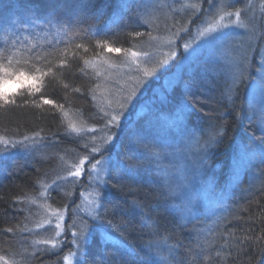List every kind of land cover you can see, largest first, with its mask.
Segmentation results:
<instances>
[{"label": "trees", "instance_id": "1", "mask_svg": "<svg viewBox=\"0 0 264 264\" xmlns=\"http://www.w3.org/2000/svg\"><path fill=\"white\" fill-rule=\"evenodd\" d=\"M221 2L201 0L202 8H207L202 14L237 11L242 5ZM146 5L144 0H0V49L16 42L17 55L23 57L32 45L49 52L68 46L66 55L52 57L53 71L44 77L42 93L53 104L44 105L38 94L39 108L0 105V136L19 140L40 132L33 144L48 145L39 149L32 144L33 150L23 151L21 145L5 148L0 143V257L7 259L15 253L16 264H64L68 253L76 251L66 228L72 217L80 228L82 219L89 217L78 209L76 200L67 202L60 189L48 194L52 205L68 204V218L59 248L43 251L34 249L33 239L38 235L34 226L39 220L30 201L70 151L87 155L86 138L71 132L68 121L100 124L93 94L100 80L94 63L141 50L157 33L155 24L144 23ZM53 17L70 27L61 28L55 20L49 24ZM257 28V43L246 59L241 83L234 85L233 74L210 65L203 49L182 66L178 80L163 94L164 102H153L125 123L115 142L101 151L100 157L108 161L105 179L109 187L103 207L96 210L105 220L89 221L91 234L77 264H165L162 258L167 264H264V156L259 157L264 150V119L248 101L250 89L259 81L264 17L259 18ZM242 35L239 30L225 34L224 39L243 41ZM105 43L121 52L105 51ZM61 60L67 63L61 66ZM10 71L40 75L23 60L13 63ZM49 81L51 86H47ZM31 82L9 87L22 100L28 98ZM156 115L166 126L153 125ZM221 125L225 134L206 147L209 136ZM176 149L185 150L188 157L178 159L173 155ZM121 169L130 174L121 179ZM189 181L200 185L186 187ZM134 202L143 211L134 208Z\"/></svg>", "mask_w": 264, "mask_h": 264}, {"label": "rangeland", "instance_id": "2", "mask_svg": "<svg viewBox=\"0 0 264 264\" xmlns=\"http://www.w3.org/2000/svg\"><path fill=\"white\" fill-rule=\"evenodd\" d=\"M145 1L148 9L144 23L155 24L158 35L155 33L150 40L147 39L141 50H130L122 57L100 59L94 63L96 67L93 71L100 80L99 88L93 93L102 118V121L97 122V124L100 123L99 125H85L84 122L75 118L68 121L69 125L80 129L79 132L73 133L86 138L84 142L87 143V155L90 154L92 147L100 148V151L94 154L92 162L103 161L97 171L104 178L107 172V162L103 157H100V153L105 147H109L115 142L105 145L107 136L111 134L105 124L111 115L119 111L125 98L134 90L136 91L134 103L127 109L124 117V124L140 116L153 102L159 99L164 102L163 94L170 91L172 85L178 80L182 66H185L203 49H205L203 52L208 63L219 67L220 71H226L232 75L238 63L245 69L246 59L257 43L259 18L264 17V0H226V2L241 3V8L237 11L233 9L217 10L211 14L205 12L202 14L207 8H202L201 0H144V3ZM221 1L223 4V0ZM238 11L239 16L236 15ZM209 28H215L217 31L208 37H202L200 33ZM239 30L243 34L242 38H245L243 41L235 37L224 39L225 34L227 36L229 33H236ZM212 35L220 37L223 41L222 45L220 41L212 39ZM258 56V68L261 56L259 81L257 87L250 89L248 101L250 106L257 111L258 116L264 119V42L258 51ZM146 72L151 75L145 76ZM116 131L114 128L111 130V132ZM23 138L19 140H23ZM34 139L35 141L39 140L38 137H34ZM27 143H29L28 146L21 145L23 151L28 148L32 149L34 146H38L39 149L48 147L47 144H33V146L30 145L33 142ZM37 152L39 151L35 153ZM36 155L45 156L41 153ZM173 155L181 159L188 157V152L176 149ZM84 156L85 154L77 155L76 150L70 151L56 165L54 172L49 175L50 177L41 182L38 196L30 201L33 204L32 210L38 215L39 220L38 224L34 226L35 228L33 227L38 232L33 241L51 239L56 235L55 224L58 213H62L64 216L65 231L68 204L56 207L50 203L48 194L53 188L60 189V192L67 196V202L73 203L72 201L75 199V203L79 206L78 209L86 216H89V213L97 208L93 203L96 200L95 191L91 188L94 183L89 178L90 175L95 176L96 173H85L80 178L69 175V172L75 171L74 165L78 164ZM188 160L193 163V159ZM85 167L90 168V164ZM187 170H191V167H187ZM240 172L241 168L238 166L237 173ZM180 173L181 171L177 172V175ZM188 185L190 187L199 186L200 183L189 181L186 187ZM72 211L74 212L73 209ZM74 218L72 217V221L69 223L73 227L66 228L71 234L74 229L80 230V225L75 224L77 222ZM64 231L62 235H64ZM62 235L58 237L61 241ZM36 244L34 248L36 251H41L42 248L44 250L46 247L51 248V244ZM78 258V256L69 257L67 255L66 264H77ZM0 264H3V261H0Z\"/></svg>", "mask_w": 264, "mask_h": 264}, {"label": "snow or ice", "instance_id": "3", "mask_svg": "<svg viewBox=\"0 0 264 264\" xmlns=\"http://www.w3.org/2000/svg\"><path fill=\"white\" fill-rule=\"evenodd\" d=\"M237 16L240 15L239 11L236 13ZM55 20V23L61 27L67 29L70 27V25L67 24L66 21H61L59 18L53 17V19H49L48 23L52 24ZM35 24V21L33 22ZM228 26H235V25H228ZM225 26V27H228ZM24 29H21L20 31H23ZM217 31L215 28H209L206 29L204 32H201L200 35L202 37H208L210 34H213ZM139 35V33H137ZM212 39L220 41V44L222 45L223 41L220 39V37L212 35ZM77 48L81 47L80 45H76ZM103 48L107 52H115L120 53L121 48L116 47L113 48L109 46L107 43L103 45ZM15 49V51H13ZM20 49L17 48L16 42H13L12 44H7L6 46L0 49V105L2 106H9V105H15V106H21L22 105H29L39 108L40 104L37 102V95L39 94V99L42 101L44 105L53 104V101L50 99L44 98V95L42 93V89L45 88V80L44 77L53 71V63H52V57H61L67 54L68 52V46H66L64 49H53L51 52L49 51H40L36 50V46L32 45L30 46L24 53L23 57H18ZM135 55V53H133ZM175 55V54H173ZM21 60H23L24 64H28L35 67V71L39 72L40 75H36L33 72H24V71H10V69L13 66V63L20 64ZM6 62V63H5ZM65 63H67L66 60H61L60 64L63 66ZM47 69V72L44 71V69ZM151 73H145V76H150ZM245 76V69L241 64H237L235 71L233 72V84L241 83ZM31 80L32 82L28 84V98H23L22 100L17 99V93L11 91L9 85L11 83H22L24 81ZM47 86H51V81L48 82ZM77 92L80 91V89H76ZM231 92V89L228 90V93ZM21 96L23 94H20ZM136 96V91L134 90L130 95H128L125 98V101L121 104L119 111H117L115 114L111 115V117L106 121L105 127L109 130L111 133L107 136V139L105 140V145H110L115 141L116 138L119 136V130L123 128L124 126V117L126 116L127 109L133 105L134 103V97ZM229 100H231V96L229 95ZM54 107H59L63 109V105H54ZM187 107V106H186ZM190 111V109H189ZM107 115V113H105ZM183 115V113H182ZM71 132H79L80 129H77L74 125L69 126ZM116 129V132H111L112 129ZM225 134V128L223 125L219 126L218 132H213L209 139L205 142L206 147H210L212 144H215L218 142V137H222ZM40 132H36L33 134V137L24 136L23 140H11V139H5L4 137L0 136V143H2L5 148L7 146L12 145H24L26 146V142H35L34 137H39ZM264 142V141H262ZM99 147H92L90 150V154L85 155L82 159H80L79 163L74 165L75 171L69 172L70 176H74L76 178H80L85 173H93L95 172V176L90 175V180L96 185L95 187V197L96 200L93 202L96 204V207H103V200L106 196L105 189L109 187V181L108 179H105L104 177H101L97 169L100 167V165L103 163L101 160H95L94 162V154L99 152ZM90 164V168H86L85 165ZM130 171L127 169H121L120 170V178L122 179L123 176L129 175ZM60 179V177H58ZM117 184H112L111 187L115 188L117 187ZM134 208L140 209L143 211L142 206L139 203L134 202ZM58 219L57 223L55 224V230L56 235L52 237L51 239H43L39 241H35V243L38 244H51L52 250H56L59 248L61 241L58 239L60 235H62L64 231V216L62 213L57 214ZM105 220V216L102 215L99 211L96 209H93L89 213L88 219H82L81 224L82 227L79 231H74L72 233L73 236V244L76 245V251H70L68 253L69 257H77L80 256L82 253L86 251L85 245L88 241V236L91 234V227L89 221L93 222H100L103 223ZM111 223V221H109ZM73 225H68V228H72ZM13 229H6V231H12ZM41 251H43L41 249ZM15 253L11 254L7 259L4 257H0V261H3V264H16V261L12 259V256H14ZM164 259L165 264H167L166 258ZM79 264V262H78Z\"/></svg>", "mask_w": 264, "mask_h": 264}, {"label": "bare ground", "instance_id": "4", "mask_svg": "<svg viewBox=\"0 0 264 264\" xmlns=\"http://www.w3.org/2000/svg\"><path fill=\"white\" fill-rule=\"evenodd\" d=\"M158 103H162V100H159L158 101ZM149 109V107L148 108H146L145 109V111H147ZM144 111V112H145ZM143 112V113H144ZM164 119L163 118H161L160 116H155V118H152L151 119V122L153 123V125L156 123L157 125H165L166 126V123L163 121ZM121 130V129H120ZM120 130H119V132H120ZM29 144V143H28ZM33 143H30V145H32ZM175 156V155H174ZM261 156H264V150H262L261 151V153L259 154V157H261ZM106 160V159H105ZM106 168L108 169V161L106 160ZM64 264H66V257H65V261H64Z\"/></svg>", "mask_w": 264, "mask_h": 264}]
</instances>
